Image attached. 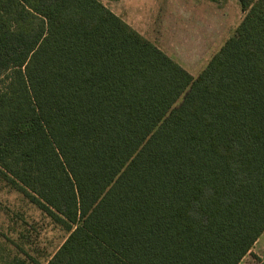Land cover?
Instances as JSON below:
<instances>
[{"label": "trees", "instance_id": "obj_1", "mask_svg": "<svg viewBox=\"0 0 264 264\" xmlns=\"http://www.w3.org/2000/svg\"><path fill=\"white\" fill-rule=\"evenodd\" d=\"M236 2L237 26L192 75L99 0H0V179L66 232L46 264L250 253L264 232V0Z\"/></svg>", "mask_w": 264, "mask_h": 264}, {"label": "rangeland", "instance_id": "obj_2", "mask_svg": "<svg viewBox=\"0 0 264 264\" xmlns=\"http://www.w3.org/2000/svg\"><path fill=\"white\" fill-rule=\"evenodd\" d=\"M99 1L192 75L199 73L242 16L236 0ZM65 237L61 227L0 179V264L16 259L46 264ZM239 264H264V232Z\"/></svg>", "mask_w": 264, "mask_h": 264}, {"label": "crops", "instance_id": "obj_3", "mask_svg": "<svg viewBox=\"0 0 264 264\" xmlns=\"http://www.w3.org/2000/svg\"><path fill=\"white\" fill-rule=\"evenodd\" d=\"M236 2V1H235ZM236 4H237V2H236ZM238 5V4H237ZM163 51V50H162ZM165 52V51H164ZM166 53V52H165ZM169 55V54H168ZM171 56V55H170ZM172 57V56H171ZM260 238V237H259ZM259 244V239L255 242V244L253 245V247H252V250L254 249V247L256 248L257 247V245ZM257 250V249H256ZM258 256L263 260V258L261 257V255L258 253Z\"/></svg>", "mask_w": 264, "mask_h": 264}]
</instances>
